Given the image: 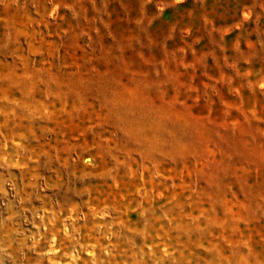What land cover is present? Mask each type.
I'll return each instance as SVG.
<instances>
[{"label":"rangeland","instance_id":"374dc122","mask_svg":"<svg viewBox=\"0 0 264 264\" xmlns=\"http://www.w3.org/2000/svg\"><path fill=\"white\" fill-rule=\"evenodd\" d=\"M219 1L0 0V264H264V0Z\"/></svg>","mask_w":264,"mask_h":264},{"label":"trees","instance_id":"16d2710c","mask_svg":"<svg viewBox=\"0 0 264 264\" xmlns=\"http://www.w3.org/2000/svg\"><path fill=\"white\" fill-rule=\"evenodd\" d=\"M209 1H211V0H207V2H209ZM229 1H230L229 7L227 9H225L224 12H222V13L227 15V19L225 20L227 22L234 20V18H230L229 15L234 13V11L238 10L241 7V5L243 3H245L244 0H240L239 2H236L235 0H229ZM225 3H226V0H221V1L217 2V4L221 5L220 8H218V11L219 10L221 11V9L223 8ZM222 22H223L222 18H219L216 16V23H222Z\"/></svg>","mask_w":264,"mask_h":264}]
</instances>
